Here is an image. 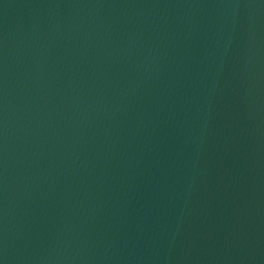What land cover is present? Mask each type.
Wrapping results in <instances>:
<instances>
[{
	"label": "water",
	"instance_id": "1",
	"mask_svg": "<svg viewBox=\"0 0 264 264\" xmlns=\"http://www.w3.org/2000/svg\"><path fill=\"white\" fill-rule=\"evenodd\" d=\"M0 264H264V0H0Z\"/></svg>",
	"mask_w": 264,
	"mask_h": 264
}]
</instances>
